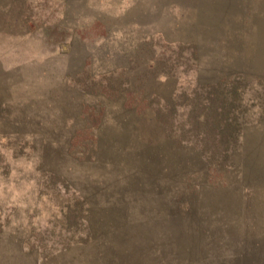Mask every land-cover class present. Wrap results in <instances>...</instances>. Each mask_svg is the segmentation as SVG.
Returning <instances> with one entry per match:
<instances>
[{
	"label": "rangeland",
	"instance_id": "rangeland-1",
	"mask_svg": "<svg viewBox=\"0 0 264 264\" xmlns=\"http://www.w3.org/2000/svg\"><path fill=\"white\" fill-rule=\"evenodd\" d=\"M0 264H264V0H0Z\"/></svg>",
	"mask_w": 264,
	"mask_h": 264
}]
</instances>
